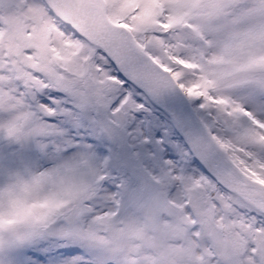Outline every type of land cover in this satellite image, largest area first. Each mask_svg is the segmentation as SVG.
I'll use <instances>...</instances> for the list:
<instances>
[{
	"label": "snow or ice",
	"instance_id": "1",
	"mask_svg": "<svg viewBox=\"0 0 264 264\" xmlns=\"http://www.w3.org/2000/svg\"><path fill=\"white\" fill-rule=\"evenodd\" d=\"M0 264H264V0H0Z\"/></svg>",
	"mask_w": 264,
	"mask_h": 264
}]
</instances>
